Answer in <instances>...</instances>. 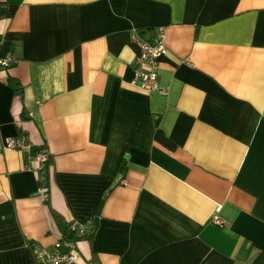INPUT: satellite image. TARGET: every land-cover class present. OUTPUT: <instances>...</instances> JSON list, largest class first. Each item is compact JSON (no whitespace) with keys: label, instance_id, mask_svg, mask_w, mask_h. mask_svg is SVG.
<instances>
[{"label":"crops","instance_id":"obj_1","mask_svg":"<svg viewBox=\"0 0 264 264\" xmlns=\"http://www.w3.org/2000/svg\"><path fill=\"white\" fill-rule=\"evenodd\" d=\"M160 26L166 94L132 81ZM0 37V264L71 219L78 264H264V0H0Z\"/></svg>","mask_w":264,"mask_h":264},{"label":"built area","instance_id":"obj_2","mask_svg":"<svg viewBox=\"0 0 264 264\" xmlns=\"http://www.w3.org/2000/svg\"><path fill=\"white\" fill-rule=\"evenodd\" d=\"M132 36L140 45V51L135 58L133 83H137L147 90H158L166 94L168 92L167 87L162 86L159 81L160 57L167 51L164 28L162 26L157 27L152 33H147L143 29H134ZM3 43L4 41L0 37V67L7 68L16 62V57L13 52H2ZM3 147L24 152L26 167L28 168L36 162L42 164L48 157L45 150L33 154V143L24 134L9 137ZM44 190L41 188V191ZM220 208V204L215 206L212 218L215 222L222 224L223 220L218 214ZM89 227H93L92 221L71 219L68 221L67 230L70 234L81 237L89 233ZM74 242L73 240H64L61 236L50 248L34 245L33 253L39 264H78V254L74 248Z\"/></svg>","mask_w":264,"mask_h":264},{"label":"trees","instance_id":"obj_3","mask_svg":"<svg viewBox=\"0 0 264 264\" xmlns=\"http://www.w3.org/2000/svg\"><path fill=\"white\" fill-rule=\"evenodd\" d=\"M3 13V12H2ZM51 161V157L49 156V154H48V157H47V159L45 160V161H43L42 162V166L44 167V170H45V174H48L47 173V169H48V167H49V162ZM40 185H41V188H45V194L47 195V198H48V192H49V189H48V186H47V182H45V179L42 177L41 179H40ZM102 199L99 201V203H98V207H97V209H99L100 208V206L102 205ZM94 224V223H93ZM62 237H65L64 239L65 240H74V234H70L69 232H68V230L66 229V231L64 232V234L62 235ZM67 238V239H66Z\"/></svg>","mask_w":264,"mask_h":264}]
</instances>
